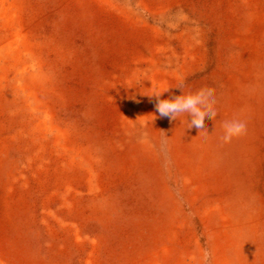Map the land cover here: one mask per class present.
<instances>
[{
  "label": "rangeland",
  "instance_id": "1",
  "mask_svg": "<svg viewBox=\"0 0 264 264\" xmlns=\"http://www.w3.org/2000/svg\"><path fill=\"white\" fill-rule=\"evenodd\" d=\"M0 264H264V0H0Z\"/></svg>",
  "mask_w": 264,
  "mask_h": 264
},
{
  "label": "clouds",
  "instance_id": "2",
  "mask_svg": "<svg viewBox=\"0 0 264 264\" xmlns=\"http://www.w3.org/2000/svg\"><path fill=\"white\" fill-rule=\"evenodd\" d=\"M182 89V88H178ZM168 91V90H167ZM155 91L148 97L156 99L155 109L161 118L177 120L184 115L187 121V130H196L193 140H202L208 134L204 131V125L208 121H213L217 116L215 109V98L209 95L207 89H201L195 93L174 96L169 99H161L162 95L167 92ZM222 135L220 140L224 144H229L233 139L238 138L246 133V123L239 119L226 120L222 124ZM205 259L207 260V254Z\"/></svg>",
  "mask_w": 264,
  "mask_h": 264
}]
</instances>
